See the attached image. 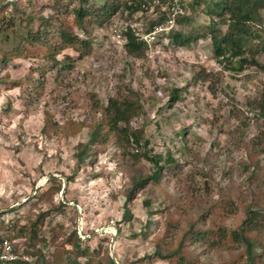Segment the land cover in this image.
<instances>
[{
	"label": "rangeland",
	"instance_id": "obj_1",
	"mask_svg": "<svg viewBox=\"0 0 264 264\" xmlns=\"http://www.w3.org/2000/svg\"><path fill=\"white\" fill-rule=\"evenodd\" d=\"M78 1L60 0L61 12L67 10L57 18L71 21ZM104 1L88 0V8L96 10ZM118 1L121 6L108 20L90 18L83 28L72 26L87 44H79L80 57L64 49L58 61L22 53L39 48L22 39L27 29L46 27L36 18L26 26L15 14L16 23L9 26L5 11L0 20V234L16 235L48 212L33 245L27 243L29 232L16 239L17 245L39 249L48 264L77 255L75 236L66 243L73 231L89 254L78 256L81 263L108 264L111 254L119 264L165 263L155 255L158 246L161 253L178 247L187 225L211 204H222L224 212L216 219L208 213L198 224L221 230L236 228L245 205L264 198L262 180L254 175L264 163V53L255 54L258 65L249 63L247 50L230 62L216 58L208 26L213 22L225 37L228 24L205 12L209 0H184L187 20L172 32L196 35L190 45H170L160 35L132 56L116 29L125 23L147 29L162 19V10L151 0ZM142 1L146 4L137 11L127 8ZM10 2L0 0V9ZM54 4L20 2L34 17L53 15ZM261 18L247 27L251 37L245 46L251 50L264 39V11ZM52 22L47 40L59 46L58 23ZM110 99L139 104L128 127L139 134L140 145L121 146L111 134L78 164L75 154ZM144 152L173 161L160 162L165 167L157 183L132 188L135 179L155 169ZM70 175L74 179L68 181ZM126 203L131 218L123 220ZM239 244L228 249L188 235L182 254L197 264H227L242 250Z\"/></svg>",
	"mask_w": 264,
	"mask_h": 264
},
{
	"label": "trees",
	"instance_id": "obj_2",
	"mask_svg": "<svg viewBox=\"0 0 264 264\" xmlns=\"http://www.w3.org/2000/svg\"><path fill=\"white\" fill-rule=\"evenodd\" d=\"M20 2L21 0H11L8 5L3 6V8L0 9V20H4L5 11L6 15L9 17V26H13L16 23L15 14H19V20L21 24L24 21L27 22L26 26L30 24L33 18H36L40 22V25H42L41 27H46L42 29L39 28L37 30H33L31 27V29H27L25 32L27 33L26 37L22 39L28 41L30 45L39 46V48L35 51H31L29 47V51L23 50L22 53L25 56L30 55L38 57L40 55L42 58L55 61L59 60V55H64V49H73L75 52L79 53L78 57L82 55L79 44L85 45L87 44V41L79 39L77 34L72 32V26L83 28L84 21L90 18L94 19L95 21L101 19L102 23L114 15V13H116V11L121 6V3L118 0H105L101 7L94 10L88 8V0H79V4L72 6L71 9L73 18L71 21H68L64 18H57L59 17L60 13H64L67 10V8H65L66 10L61 12V5L59 4L60 0H55V4L53 6L55 8L53 15H37L36 17L30 13H27L26 10L21 7ZM145 4L146 3L144 1L139 3L132 2V4L127 5V8L134 12L139 8L144 7ZM8 6H10V8ZM204 7L205 12L210 14L212 17L215 15L219 18L220 22L228 24V35L225 37L220 35V29L216 28L213 22L208 26V32L214 45V56L218 59L220 58L230 62L232 59L241 57L245 53V50H247L251 55V60L249 63L258 65L259 62L255 59V54L258 52L264 53V39L261 46L253 50H251V48H247L245 44L247 39H250L251 37L250 32L247 30L248 24L258 23L262 20L261 11H264V0H209L204 4ZM163 18H165L164 12H162V19ZM53 20H56V23H58L57 33L60 43L59 46H56L47 40V37L50 33L48 32L47 28L48 25L53 23ZM186 20L187 17L184 13L183 15L177 17L176 22L178 25H182ZM154 24L151 23L150 26L147 27V30H150ZM124 37L126 39L124 47L127 53L138 57L142 51V47H145L146 43L144 41L138 40L131 30L125 31ZM164 37L168 40V44L170 45L189 46L192 42V39L196 38L197 36H186L181 31H171ZM40 53L43 54L41 55ZM241 62L245 63L246 60H242ZM139 108L140 106L137 102L129 100H123L119 102L116 99H110L108 105L103 108L104 117L92 130L88 142L81 144V149L75 154L77 159L76 162L78 164L82 163L85 158L91 154V149L93 147L92 145L95 142L106 141L107 136L111 134H114L115 138L121 142V146L123 145L126 147L130 144L139 146L141 141L139 134L130 130L128 127L131 118L137 115ZM260 108L264 110L262 106H260ZM75 128L79 129L80 126ZM71 132L74 131L71 130ZM139 154V150L133 153L134 157L137 158ZM142 155L147 160L152 162V164L155 166V169L151 174L135 179L133 181L132 188H138L140 186L146 185L147 183H157L159 180V175L164 169L163 167H165L160 165V162L163 160L164 163L168 164L173 161L171 156H167L163 159L159 154L149 155L148 153L144 152ZM254 175L255 177H260L264 186V163L259 166L258 174L255 172ZM66 179L71 181L74 179V176H67ZM252 179L253 178L251 177V180ZM55 190H60L59 186ZM131 194L132 192L127 195V200L131 199ZM146 203H148V201H146ZM59 205H65V203L60 202ZM205 211V213L197 214L196 218L191 220V222L187 225L180 237L181 239L179 241L178 247L161 253L159 251L160 247L158 246V249L155 253L156 257L166 260L165 263L159 264H197L196 260L188 259L184 254H182L186 237H188V235H190V237L193 239L204 240L209 244L213 243L214 241L221 243L228 249L231 248L232 243H241L243 245L242 250L237 255L232 256L231 260H229L227 264H264V220L262 219L264 215V198L257 196L254 198L252 203L245 205V209L243 210V214L237 222L236 228H223L220 230V228H216L214 225H209L205 228H202L198 223L203 221V219L206 220V214L211 213L213 217L212 219H216L224 212V206L219 203H214L207 207ZM47 214L48 212H44L41 214V217L32 221L30 224L21 226L20 229H18L16 235L0 234V239H26L27 237L25 234L26 232H29L27 243L29 245H33L36 242L39 229L41 228V220L44 216H47ZM122 217L123 220H128L131 218V211L127 206V203L125 204ZM73 235L75 236L76 240L72 244L77 251V255L66 258L63 264H94L80 262L78 256L85 257L89 254H87L85 249H80L75 231H73L70 237L66 238V243L71 242V237ZM255 244L262 246V253L258 254L256 252L254 249ZM29 253L36 256V264H48L46 260L43 261L44 258L42 257L39 249L31 250ZM93 253L97 252L93 251ZM146 258L149 259L150 256H147ZM52 262L51 264H58L55 263V260L53 263ZM107 262L108 264H116L110 258V256H108ZM96 264H100V262Z\"/></svg>",
	"mask_w": 264,
	"mask_h": 264
},
{
	"label": "built area",
	"instance_id": "obj_3",
	"mask_svg": "<svg viewBox=\"0 0 264 264\" xmlns=\"http://www.w3.org/2000/svg\"><path fill=\"white\" fill-rule=\"evenodd\" d=\"M153 4L160 6L165 18L158 20L150 29H143L140 23H125L116 29L121 35L131 30L138 40L144 41L146 45L153 43L160 35L166 36L177 24V17L185 13L186 3L184 0H151ZM165 38V37H164ZM17 240L8 238L0 239V264H36V256L29 253L27 246H20Z\"/></svg>",
	"mask_w": 264,
	"mask_h": 264
},
{
	"label": "water",
	"instance_id": "obj_4",
	"mask_svg": "<svg viewBox=\"0 0 264 264\" xmlns=\"http://www.w3.org/2000/svg\"><path fill=\"white\" fill-rule=\"evenodd\" d=\"M63 181H64V183H66V181H65V179L63 178ZM65 188V185L63 186V188L62 189H64ZM62 192H63V190H62ZM2 211V210H1ZM80 214V213H79ZM113 241H114V238H113V240H112V242H111V244H110V247H113ZM111 258H112V260L116 263V264H119L117 261H116V259H115V257H114V255L113 254H111Z\"/></svg>",
	"mask_w": 264,
	"mask_h": 264
}]
</instances>
